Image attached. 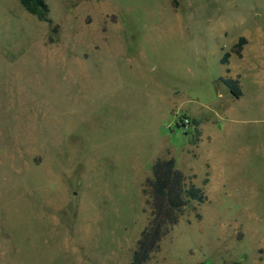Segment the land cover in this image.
<instances>
[{
  "label": "rangeland",
  "instance_id": "374dc122",
  "mask_svg": "<svg viewBox=\"0 0 264 264\" xmlns=\"http://www.w3.org/2000/svg\"><path fill=\"white\" fill-rule=\"evenodd\" d=\"M45 1L0 0V264H130L158 158L207 200L139 264H264V0Z\"/></svg>",
  "mask_w": 264,
  "mask_h": 264
},
{
  "label": "trees",
  "instance_id": "16d2710c",
  "mask_svg": "<svg viewBox=\"0 0 264 264\" xmlns=\"http://www.w3.org/2000/svg\"><path fill=\"white\" fill-rule=\"evenodd\" d=\"M24 8L36 15L39 20L50 21L48 5L45 0H20ZM246 38L241 37L234 46V52L242 56L243 45ZM230 54L227 52L222 58L223 64L229 63ZM235 97L242 95L239 77L221 78ZM183 126V120L178 121ZM154 177L150 181L152 196L147 201L150 207L148 230L140 240V251H135L130 264L142 263L149 257L152 247L146 244V236L152 231L157 243L168 233L170 228L179 221V216L188 207L191 201L204 203L207 194L203 186L196 185L191 178L175 166L174 159L158 158L153 165ZM209 179L203 180V185ZM154 248V247H153Z\"/></svg>",
  "mask_w": 264,
  "mask_h": 264
},
{
  "label": "built area",
  "instance_id": "2783aa9c",
  "mask_svg": "<svg viewBox=\"0 0 264 264\" xmlns=\"http://www.w3.org/2000/svg\"><path fill=\"white\" fill-rule=\"evenodd\" d=\"M182 120H183V126H185V127H188L192 124V121L189 117H185Z\"/></svg>",
  "mask_w": 264,
  "mask_h": 264
}]
</instances>
